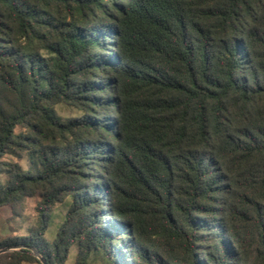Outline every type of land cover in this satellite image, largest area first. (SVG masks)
Returning <instances> with one entry per match:
<instances>
[{"label":"trees","instance_id":"obj_1","mask_svg":"<svg viewBox=\"0 0 264 264\" xmlns=\"http://www.w3.org/2000/svg\"><path fill=\"white\" fill-rule=\"evenodd\" d=\"M2 177L0 264H264V0H0Z\"/></svg>","mask_w":264,"mask_h":264},{"label":"rangeland","instance_id":"obj_2","mask_svg":"<svg viewBox=\"0 0 264 264\" xmlns=\"http://www.w3.org/2000/svg\"><path fill=\"white\" fill-rule=\"evenodd\" d=\"M56 111L58 115L63 119H67L79 115L78 110L66 105L57 106ZM5 160L16 161L17 159L15 158L14 155L8 154L6 155ZM20 164L24 169L30 170L32 168V163L26 157L20 160ZM32 171L35 172V170ZM0 181L4 182L5 181L4 177L0 178ZM38 200H39L38 197L25 198L23 215L20 218L10 219L9 221H7V218L10 215L9 210L7 208H4L1 212V223H0L1 235L3 237L14 236L13 234H15V236L18 237L27 235L28 230L33 226H35L37 223L35 207ZM66 211H67L66 203L57 205L54 208V212L52 214V220L46 234L47 240L52 241L53 238L55 237V234L64 219V215ZM18 249L19 248L12 249L11 251H16ZM78 250L79 248L77 246L71 248V250L69 251L68 259L65 264H74ZM90 261L93 264H110L107 261V259L95 258L94 255H90ZM23 264H28V263H23Z\"/></svg>","mask_w":264,"mask_h":264},{"label":"water","instance_id":"obj_3","mask_svg":"<svg viewBox=\"0 0 264 264\" xmlns=\"http://www.w3.org/2000/svg\"><path fill=\"white\" fill-rule=\"evenodd\" d=\"M16 248H19V247H7V248L0 249V254L6 253V252L11 251L12 249H16ZM33 251H34L35 256L40 258L38 253L35 250H33ZM40 260H41L42 264H46V262L43 259L40 258Z\"/></svg>","mask_w":264,"mask_h":264},{"label":"crops","instance_id":"obj_4","mask_svg":"<svg viewBox=\"0 0 264 264\" xmlns=\"http://www.w3.org/2000/svg\"><path fill=\"white\" fill-rule=\"evenodd\" d=\"M3 210V209H2Z\"/></svg>","mask_w":264,"mask_h":264}]
</instances>
